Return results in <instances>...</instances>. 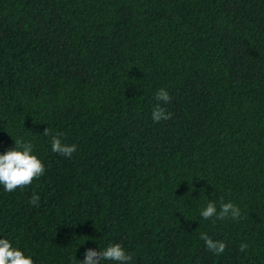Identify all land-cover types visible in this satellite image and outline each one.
<instances>
[{
	"label": "trees",
	"instance_id": "obj_1",
	"mask_svg": "<svg viewBox=\"0 0 264 264\" xmlns=\"http://www.w3.org/2000/svg\"><path fill=\"white\" fill-rule=\"evenodd\" d=\"M18 137L45 172L0 187V235L35 264L108 242L131 264H264V0H0V152ZM207 200L240 218L202 219Z\"/></svg>",
	"mask_w": 264,
	"mask_h": 264
},
{
	"label": "clouds",
	"instance_id": "obj_2",
	"mask_svg": "<svg viewBox=\"0 0 264 264\" xmlns=\"http://www.w3.org/2000/svg\"><path fill=\"white\" fill-rule=\"evenodd\" d=\"M154 99L157 104L151 113L153 122L159 123L161 120L171 119L172 114L160 106L161 102L163 104L170 103L169 92L165 88H160L155 92ZM44 135L49 136L51 133L45 129ZM33 149L34 145L31 141L18 137L14 140L13 146L0 152V187L4 192L11 193L17 188L28 186L34 179H38L44 174L45 165ZM51 150L71 158L77 150V146L65 144L58 135H53ZM39 200L38 194L33 195L29 199V204L39 207ZM199 215L204 220L211 218L238 220L240 209L231 201L222 202L218 209L215 201L207 200L204 206L199 209ZM200 239L204 241L207 249L214 254L223 253L226 248L223 240H213L207 234H201ZM246 251L245 246L239 248L241 253ZM81 257L80 259L75 257L73 264H131L133 260V255L119 242H108L102 248H85ZM0 264H35V261L30 252L14 243L7 236L0 235Z\"/></svg>",
	"mask_w": 264,
	"mask_h": 264
}]
</instances>
